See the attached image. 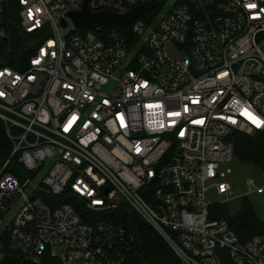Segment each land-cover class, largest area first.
<instances>
[{"label": "built area", "instance_id": "obj_1", "mask_svg": "<svg viewBox=\"0 0 264 264\" xmlns=\"http://www.w3.org/2000/svg\"><path fill=\"white\" fill-rule=\"evenodd\" d=\"M86 1L148 0H0V224L14 210L15 247L36 263L126 264L133 212L182 264H264V233L240 239L209 195L232 194L216 180L231 134L264 132V0H156L127 26L63 36Z\"/></svg>", "mask_w": 264, "mask_h": 264}, {"label": "trees", "instance_id": "obj_2", "mask_svg": "<svg viewBox=\"0 0 264 264\" xmlns=\"http://www.w3.org/2000/svg\"><path fill=\"white\" fill-rule=\"evenodd\" d=\"M118 25H108L106 28H119ZM20 38L14 40V47L20 43ZM33 40H38V35L26 36L29 42L27 48L22 47L21 52L15 51L14 57H27L34 49ZM10 64V62H9ZM234 145L235 157L245 164L259 167L264 172V132L259 131L248 134L235 131L231 134ZM10 143L6 137L4 127L0 122V154L10 151ZM217 215L228 220L230 228L242 240L253 235L264 233V219L254 209L251 201L245 197L241 208L234 214H228L222 204H218ZM122 221L127 223L128 241L124 248L126 264H182L178 256L168 243L137 214L130 212L129 215H121ZM0 264H61L60 259L45 253L41 261L36 263L27 259L25 254L15 247L10 235L9 228L0 232Z\"/></svg>", "mask_w": 264, "mask_h": 264}, {"label": "rangeland", "instance_id": "obj_3", "mask_svg": "<svg viewBox=\"0 0 264 264\" xmlns=\"http://www.w3.org/2000/svg\"><path fill=\"white\" fill-rule=\"evenodd\" d=\"M72 29L73 23L69 20L68 25L61 28V33L65 36ZM170 52L175 56H179L173 49H170ZM218 171L219 177L216 180L231 183L232 194L219 195L215 191H210L209 195L212 199L222 203L228 214L234 215L241 208L243 199L247 197L259 216L264 219V193L257 192L259 186H264V172L259 167L245 164L236 157L230 162L221 163ZM41 177L42 174H39L36 179ZM27 192L29 193V190ZM13 213L14 210H12L0 224V232L11 222ZM51 250L58 256H62L64 253V247L62 245H53ZM1 255L2 252L0 251V257Z\"/></svg>", "mask_w": 264, "mask_h": 264}, {"label": "water", "instance_id": "obj_4", "mask_svg": "<svg viewBox=\"0 0 264 264\" xmlns=\"http://www.w3.org/2000/svg\"><path fill=\"white\" fill-rule=\"evenodd\" d=\"M161 2L163 1L148 0L140 5L130 8L125 13H116L110 10L93 12L88 8L86 1L81 10L70 11L67 15L76 27L95 28L107 25L127 26L135 18L141 16L143 13L147 12ZM62 25L66 26L65 19L62 20Z\"/></svg>", "mask_w": 264, "mask_h": 264}, {"label": "snow or ice", "instance_id": "obj_5", "mask_svg": "<svg viewBox=\"0 0 264 264\" xmlns=\"http://www.w3.org/2000/svg\"><path fill=\"white\" fill-rule=\"evenodd\" d=\"M251 7H254V5H252Z\"/></svg>", "mask_w": 264, "mask_h": 264}]
</instances>
